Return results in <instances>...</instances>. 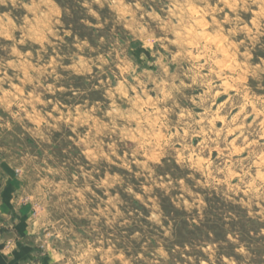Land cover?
Wrapping results in <instances>:
<instances>
[{
  "label": "rangeland",
  "instance_id": "rangeland-1",
  "mask_svg": "<svg viewBox=\"0 0 264 264\" xmlns=\"http://www.w3.org/2000/svg\"><path fill=\"white\" fill-rule=\"evenodd\" d=\"M6 166L49 264H264V0H0Z\"/></svg>",
  "mask_w": 264,
  "mask_h": 264
},
{
  "label": "crops",
  "instance_id": "crops-1",
  "mask_svg": "<svg viewBox=\"0 0 264 264\" xmlns=\"http://www.w3.org/2000/svg\"><path fill=\"white\" fill-rule=\"evenodd\" d=\"M17 177L9 167L0 169V264H49L36 253L32 230L17 209ZM17 212V215L15 213Z\"/></svg>",
  "mask_w": 264,
  "mask_h": 264
},
{
  "label": "bare ground",
  "instance_id": "bare-ground-1",
  "mask_svg": "<svg viewBox=\"0 0 264 264\" xmlns=\"http://www.w3.org/2000/svg\"><path fill=\"white\" fill-rule=\"evenodd\" d=\"M222 50V49H221ZM224 54V53H223Z\"/></svg>",
  "mask_w": 264,
  "mask_h": 264
}]
</instances>
